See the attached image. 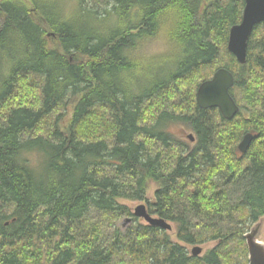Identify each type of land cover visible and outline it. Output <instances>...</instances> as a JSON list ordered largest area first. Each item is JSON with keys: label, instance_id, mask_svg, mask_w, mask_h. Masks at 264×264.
<instances>
[{"label": "trees", "instance_id": "16d2710c", "mask_svg": "<svg viewBox=\"0 0 264 264\" xmlns=\"http://www.w3.org/2000/svg\"><path fill=\"white\" fill-rule=\"evenodd\" d=\"M48 1L0 0V264H240L228 241L244 246V230L212 231L208 239L221 243L202 257L186 245L205 239L189 229L194 220L264 217V23L240 65L226 47L243 0H101L102 14L77 0L88 20L115 17V30L84 29ZM157 38L171 49L160 74L144 53ZM145 64L141 87L131 73ZM220 68L234 79L231 120L195 102ZM174 124L196 134L189 151ZM246 134L253 140L240 154ZM222 181L243 185L236 202ZM152 185V213L177 224L176 241L141 225L129 239L117 229L105 238V224L138 221L120 200L142 201ZM91 212L101 222L81 230ZM117 243L129 259L112 263Z\"/></svg>", "mask_w": 264, "mask_h": 264}, {"label": "rangeland", "instance_id": "374dc122", "mask_svg": "<svg viewBox=\"0 0 264 264\" xmlns=\"http://www.w3.org/2000/svg\"><path fill=\"white\" fill-rule=\"evenodd\" d=\"M77 0H49L48 4L50 5V9L53 8L55 11V14L61 15L62 13L67 14V17L71 21H79L81 22L82 27L84 29H93L97 27L98 29L101 30V27L104 29H111L115 30L116 27L118 26V21L115 17L110 18L105 24H100L98 22H93L92 20H88L87 18L83 17V15H80V11L77 9ZM85 5L89 7H93L94 9H97L99 14H102L103 10L106 9L105 5H102L101 0H87L85 2ZM81 16V17H80ZM241 20V19H240ZM144 53L148 56V58L153 57L156 61V64L152 67L157 69L159 66V71L158 73L160 74V66L163 64H166L164 61L165 58H169L171 56V49L170 48H165L163 42L161 39L158 40L155 39L150 44H147L146 48L144 49ZM158 59V60H156ZM140 71H136L131 73V79L132 81H135L139 86H147L149 84L148 76H147V70H148V65L145 64V66L142 68L140 66ZM169 131L180 141H185L188 142L186 139V136L188 134H192L195 142L190 143L188 142V151L189 149H192L195 143L197 142V136L196 134L189 128L180 125V124H174L173 126L171 125L169 127ZM221 189L225 191V193L228 194L232 202H236L241 190L243 189V185L240 183H235V182H223L220 184ZM155 186L152 185L146 192L145 199L142 201H134V202H129V201H124L120 200V204L125 205L131 213H133L134 209L138 205H144L147 209V211L153 216V217H159L158 215H155L152 213V208L151 205L155 203ZM185 211L179 210L178 212L180 213L179 219L184 221L185 223L188 222L189 219H193V214L189 211L188 208L185 207ZM181 211V212H180ZM238 215L233 213L231 216H224V217H215V218H207L205 220H194L190 225L189 229L191 231H198L197 233L202 234V236L205 238L202 243H197L193 245H186V250L190 254L191 250L194 247H199L201 249V253L198 257H202L207 251L213 249L216 247L218 244L221 243L220 239L217 240H209L208 236L212 231L219 230L221 232V235H226L230 232L234 233L236 231L244 230V235L250 231V229L255 225L253 224H242V222L239 221ZM84 220H87V222L80 221L79 222V228L83 230L87 225L90 223H98L101 222L100 215L96 212H91L88 214L87 218ZM138 221L133 220V217H128L124 216L118 219L114 224L107 225L105 224L103 226V233L105 238H111L112 237V232L113 230L117 229L123 238L127 237L128 239L131 237L133 233H135L137 230H140L141 226H147L145 221L143 219H137ZM166 220V219H165ZM170 225H171V230L169 232H165L168 237H170V240L172 242L176 241V233H177V224L171 220H166ZM90 222V223H89ZM83 223V224H82ZM78 224V223H77ZM260 236V241L264 242V224L262 228ZM235 234V233H234ZM243 235V237H244ZM38 241V240H36ZM121 241V240H120ZM46 244H43L44 249H51L52 245L47 244V243H53V241L47 242V239L44 241ZM245 242V241H244ZM43 243V242H40ZM230 244V249L234 251V259L238 263L242 264L244 261L247 263V251L244 250V246L246 249V245L241 246L239 245V238L238 236H233L231 239L228 241ZM105 244V243H103ZM123 243H117V245L114 247L115 250L113 255H112V263H120L121 261H126L129 259L128 256L123 255V248H124Z\"/></svg>", "mask_w": 264, "mask_h": 264}, {"label": "water", "instance_id": "95a60500", "mask_svg": "<svg viewBox=\"0 0 264 264\" xmlns=\"http://www.w3.org/2000/svg\"><path fill=\"white\" fill-rule=\"evenodd\" d=\"M243 3L241 20L231 27L226 47L240 65L246 63L247 43L254 27L264 23V0H243ZM233 81L231 72L224 68L218 69L210 79L203 81L197 87L195 92L196 106L202 110L217 109L223 119H233L239 112L238 105L230 95ZM187 139L190 142L194 141L192 134H188ZM252 140V134L244 135L237 146L238 152L245 154ZM133 216L137 219H143L150 227L164 231L171 230L170 224L162 218L151 216L142 204L134 209ZM263 224L264 218H261L243 237L247 251V264H264V242L259 240ZM200 253L199 247H194L191 250L192 257H197Z\"/></svg>", "mask_w": 264, "mask_h": 264}, {"label": "flooded vegetation", "instance_id": "af4514ba", "mask_svg": "<svg viewBox=\"0 0 264 264\" xmlns=\"http://www.w3.org/2000/svg\"><path fill=\"white\" fill-rule=\"evenodd\" d=\"M212 76H213V75H212ZM212 76H211V77H212ZM211 77H210V78H211ZM210 78H209V79H210ZM194 142H195V140H194ZM239 143H240V142H239Z\"/></svg>", "mask_w": 264, "mask_h": 264}]
</instances>
